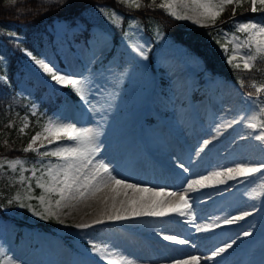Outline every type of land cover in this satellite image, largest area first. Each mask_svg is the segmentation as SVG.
I'll return each instance as SVG.
<instances>
[{
	"label": "rangeland",
	"instance_id": "374dc122",
	"mask_svg": "<svg viewBox=\"0 0 264 264\" xmlns=\"http://www.w3.org/2000/svg\"><path fill=\"white\" fill-rule=\"evenodd\" d=\"M103 4L110 8L103 6ZM96 5L91 7L84 14L85 16L78 18V20L71 21L66 17L55 18L51 25L47 27L48 33H46L45 41L40 48L42 54L38 58L50 61L63 73L83 74L90 77L95 82V87L101 89L98 100L93 99V104L108 109L105 113V119L101 120L99 114L89 113L85 110L78 98L69 89L51 82L50 78L44 75L24 54V51L22 53L27 62L21 68L23 80L19 85L20 93L22 95L31 93L32 84L39 86L53 99H56V95L63 96L65 103L56 101L53 118L76 123L77 126L81 127L99 126L102 132L99 137V144L102 149L101 155L106 161L113 162L115 165L136 166L141 170L140 167L143 166H140V162H135L136 159H140V156L145 157L144 150H149L151 153L155 151L154 155L159 159V162L177 173V182L180 188L183 181H181L182 179L178 174L181 175V171L175 168L173 163L175 158L180 156L179 153H184V151L178 149L179 147H174L173 151H169V157L159 156L156 153L158 152L157 147L152 143V136L159 135V127L162 126V123H166L169 127L177 129L178 132L174 131L173 134L183 142L189 141V132L193 125L199 128L195 133V138L205 139L208 133L203 134V131L208 132V128L211 126L209 124H212L211 122L214 124L220 119L221 113L225 114L229 111L223 100H233L232 92L237 93V97L241 96L242 109L236 111L237 115L248 111L246 106L249 104L244 99V94L254 90L247 86L241 88L231 78L227 80L213 70L207 69L208 61L205 57L174 41L156 20L150 23L153 30L146 29L140 22L132 20L129 25L135 21L138 27L128 26L122 37L115 40L111 32L108 31L109 26L113 24L99 11V7H105L109 13L115 10L118 14H121L119 13L121 11H118L116 5L103 1ZM179 10L182 9L178 7ZM222 16L223 14L217 18L214 25L210 21L207 22L208 27H218L219 19ZM252 18L251 20L254 22L264 23V12L254 14ZM232 20L246 22L248 19L235 15ZM184 21L194 27H201L190 20ZM221 29L230 34L239 35L241 39L244 38L243 33L236 32L232 22ZM117 30L119 29L116 28L115 31ZM85 33H88L87 37L80 36V34ZM221 35V38L212 37L211 41L217 42V39H220L221 44L227 43L222 33ZM230 38L229 36L228 39L230 40ZM114 42H118L117 46L114 45ZM134 42L144 44L149 49L147 59L140 58L132 51L129 45ZM227 46L231 50L232 44L228 43ZM113 50H116V54L110 57L109 54ZM223 55H226L224 51ZM225 60H227L226 57ZM237 61L239 62V57ZM178 71L183 73L187 80L179 87L173 81L174 76L172 75ZM261 79H264V76H260L256 81L261 82ZM249 82L250 80L246 81L245 84L247 85ZM169 89L174 91L176 97H179L175 102L177 104L176 108H171L165 102L168 96L170 97ZM154 92L157 94L156 99L160 101V105L154 102L151 105ZM195 92H204L205 99L199 103L197 100L193 101L192 97ZM200 104L210 110V112H207L208 116L213 118L209 121V124H205V120H203L204 118L198 110ZM109 105L111 107H108ZM217 107L218 110L214 115V109ZM37 109L35 106L31 110L36 112ZM181 111L186 112L185 122H180L178 119V114ZM165 131L167 130L165 129ZM249 131L242 127L241 134L240 132L235 134L240 139L241 136H248ZM140 133L142 135H139ZM168 133L172 135V132ZM171 135L170 137L173 138ZM140 139L142 140L139 141ZM240 142L246 143L245 145L241 144L239 147V149H243L239 154H242L243 151H250L253 154L260 152L264 155V149L257 141L249 138L240 139ZM44 143L47 144V141H44ZM229 145L230 143H227L224 149L231 148V146L228 147ZM35 147H40V142ZM43 150L41 149V151ZM128 153L134 154L135 158L130 157ZM200 156L201 160L205 157L202 154ZM0 157L24 159L27 162L25 167L29 169L31 164L37 160L35 153L32 156H26L20 154L8 155L0 152ZM215 157L217 156L215 155ZM44 160L45 162L48 160L56 162L54 157H46ZM178 160H182L187 167L197 162V158L193 154L187 161H184V158ZM213 164L214 162L212 163L210 160L205 162L202 165V173L200 174L210 171ZM149 165L146 166L147 169L150 168ZM37 166L39 167V165ZM41 171L44 170L41 169ZM40 174L41 172H37L38 176ZM24 175L26 178L31 177V171L25 172ZM11 179V175L0 174V202L3 205L0 208V248H3L6 254L16 260L18 264H102V261L91 252L89 241L108 244L112 249L118 250L128 257L127 254H124L125 243L128 240H133L134 235L154 231L151 227L140 228L139 226L145 225L146 222L139 220H133V222L127 224L126 229L129 232L127 234L119 230L118 224H108L106 222L85 230L78 229L77 224L93 221L91 213L94 211V205L89 199L76 203L74 208H63L58 213L61 222H58L55 218L41 219L39 216L33 215L27 208L7 204L9 197L19 195L25 203H31L36 211H42L36 199L28 200L26 198L29 194L37 197L43 192L42 189L36 187L35 178L31 179L30 192L27 183L23 186L19 184L10 185ZM258 183L259 181L249 183L231 195L220 198V205L224 203L226 205L213 209L211 213L205 215L203 221L211 223L216 217L235 215L245 210L251 211L249 208H254V205H251L248 194L252 188L257 187ZM231 188V185L225 187V189ZM243 189L244 191H242ZM190 197L193 208H198L202 201L209 198V195L199 197L198 194H193ZM57 198L52 197L53 201ZM239 206H241L240 211L235 213ZM53 220L56 221V224L51 229L40 226V223L52 225ZM136 222L137 228L133 226ZM186 226H182L183 232L188 229ZM218 229H214V231ZM258 231L262 230L258 229ZM166 234L169 235V233ZM172 235L186 238L185 235L181 236L177 233H172ZM171 246L173 248L177 247L174 244ZM159 262L160 260L155 263ZM246 262L245 264H262L263 258L255 253L249 255ZM236 263L237 259H230V264Z\"/></svg>",
	"mask_w": 264,
	"mask_h": 264
},
{
	"label": "snow or ice",
	"instance_id": "6c2138e0",
	"mask_svg": "<svg viewBox=\"0 0 264 264\" xmlns=\"http://www.w3.org/2000/svg\"><path fill=\"white\" fill-rule=\"evenodd\" d=\"M45 2L62 4L63 0H45ZM6 3L15 6L18 0H6ZM116 3L134 10H138L142 6L159 7L176 20H190L201 27H208L207 22L209 21L214 25L217 18L227 8L232 9V16L235 17L236 8L245 3L250 6L252 13L264 12V0H161L158 5L156 0H151V4L147 6L142 5L141 0H116ZM178 7L182 10L178 11ZM99 11L105 15L111 24L117 27L124 20V16L115 10L109 13L105 7H99ZM231 22L236 32L244 34V38L241 39L239 35L218 29L227 41V43L220 44L221 49L226 54L227 63L236 71H264V69L256 67L258 62L264 64V23H257L253 20L246 22L232 20ZM129 26L138 27L135 21ZM7 35L19 42L17 33L11 32ZM229 36L231 37L230 40L228 39ZM217 43H220L219 39H217ZM228 43L232 44L231 50L227 46ZM129 46L140 58H148L149 49L144 44L134 42ZM23 51L33 64L50 78L51 82L69 89L78 98L85 110L89 113L99 114L101 120L105 119V113L108 109L93 104V99L98 100L101 89L95 87V82L90 77L83 74L63 73L50 61L38 58L27 49H23ZM238 57L239 62H237ZM2 59L0 57V60ZM0 79H4V77L0 76ZM237 83L241 88L247 86L254 90L244 94V99L249 104L248 111L239 113L232 118L221 119L219 123L214 124L211 130L212 135L203 139L193 149L195 157H199L201 153L209 150V146L236 125H242L250 130L248 136H241L240 139L251 138L264 149V82H257L253 79L246 85L245 79L240 77ZM32 115H36V112L32 111ZM22 119L24 123L23 127L19 129L20 133H24V129L29 126L28 116L25 115ZM6 126L11 127L12 124L9 123ZM101 135L99 126L81 127L77 126L76 123L48 117L42 125L41 131H37L27 146L22 149L24 153L32 152L37 157L30 169L25 167L27 162L24 159L0 157V174L11 175L10 185L19 184L23 186L27 183L30 192L31 179L35 178L36 187L42 189L43 192L37 197L29 194L26 198L28 200L36 199L42 211H36L31 203H25L19 195L9 197L7 204L27 208L33 215L39 216L41 219L55 218L61 222L58 213L63 208H74L76 203L94 198L105 189H110L111 195H105L101 199L102 207L97 218L91 223L77 224L78 229L85 230L94 225L103 224L105 221L121 222L145 217L177 216L188 217L182 222L192 225L197 232L207 233L220 228L222 225L231 226L238 221H243L246 217L252 216L256 209L254 207L251 211H241L237 215L216 217L211 223L197 224L195 223L196 215L190 193L208 187L226 185L229 181H236L240 184L259 181L257 187L252 188L248 195L254 200L264 198V161L259 163L233 161V166L230 167L220 166L206 174L192 173L184 180L183 185L178 190L153 188L142 186L139 183H131L115 171L112 163L106 161L101 155L102 149L99 144ZM44 141H47V144ZM38 142H40V147H35ZM41 149L44 150L41 151ZM46 157H54L56 162L51 160L45 162L44 158ZM173 166L182 173H190V168L182 160L174 161ZM27 171H31V177H25L24 173ZM37 172H41V174L38 176ZM129 192L132 195H129ZM53 196L58 198L53 201ZM161 235L165 241L195 247L189 239L177 235ZM252 235V231L245 230L236 238L231 239L230 242L213 248L210 255L193 254L184 258L173 259L171 264H202V261H215L217 257L232 249L241 237ZM89 244L91 245V252L102 261V264H135V261L128 259L118 250L112 249L108 244L92 241H89ZM0 264H18V262L8 256L3 248H0Z\"/></svg>",
	"mask_w": 264,
	"mask_h": 264
},
{
	"label": "bare ground",
	"instance_id": "6f19581e",
	"mask_svg": "<svg viewBox=\"0 0 264 264\" xmlns=\"http://www.w3.org/2000/svg\"><path fill=\"white\" fill-rule=\"evenodd\" d=\"M174 76V80L179 87L180 84L185 83L187 80L184 77L183 73H180L178 71L177 73L172 74ZM170 97L168 96V99H166V103L171 108H176L177 104L175 102L178 100L179 97H176L174 94V91L169 89ZM155 95V98H154ZM155 92L153 93V98H151V105L152 103H158L160 105V101L156 99ZM232 97H234L233 100H223L224 103L228 107V113H221L220 119L216 121L214 124L219 123L221 119L230 118L236 116V111H241V96L237 97V93L232 92ZM153 99V100H152ZM153 103V104H154ZM165 104V103H164ZM249 109V105L246 106ZM200 109L199 112L205 120V124H209V121L211 119L208 116L207 109L204 107V105L199 106ZM175 110V109H174ZM218 108L214 109V115L216 114ZM178 119L180 122H185L186 120V112L181 111L178 114ZM208 129V132H205L203 130V134H207L205 139L209 138L212 135V127L213 122ZM185 124V123H184ZM194 126V127H193ZM189 132V141L183 142L181 139H177V136L175 137V134L178 132L176 128L169 127L166 123H162V126L159 127L160 134L155 136H152V143L155 147H157L158 152H156L159 156H168L169 151H171L174 147H179L178 149H181L184 151V153H179L180 156L175 158V161L178 159H183L184 161H187L191 154H193V149L196 147V145L201 142L203 139H196L195 133L197 132V128L195 125H193ZM242 125H236L232 129L227 130L223 136L219 137L218 140L215 141V143L211 146H209V150H206L205 153H201L205 157L202 158L201 156L196 157L197 162H195L193 165H191L190 173H182L181 175L178 174L179 177H181V181L184 182V180L190 176L192 173L200 174L202 173V165H204L205 162H208V160L214 162L212 168L210 171L215 170L217 167L224 166V167H230L233 166V161L238 162H244V161H251L253 163H259L261 161H264V155L260 154V152L253 154V152H245L243 151L242 154H239L242 150L239 149L241 146L240 139L237 137V132H240ZM165 129L168 132H172V137H170L169 133L165 131ZM173 129V130H172ZM139 135H142L140 133ZM144 138V137H139ZM140 139L139 141H141ZM230 143L228 147L231 146V148L224 149L226 144ZM221 152V150H223ZM174 150V149H173ZM172 150V151H173ZM151 151V150H150ZM164 153H163V152ZM236 153V154H234ZM238 153V154H237ZM130 157H134V154L128 153ZM155 151L152 153L149 152V150H144V156H140V159H136L135 162H140V166L143 167L139 170L136 166H127L125 164H118L115 165L113 162L112 165L117 173L123 178H126L131 183H139L142 186H148L153 188H165L168 190H178L179 185L177 182V176L175 171L169 170V168H165L163 164L157 162V157L154 155ZM215 155L217 157H215ZM169 157V156H168ZM208 157V158H207ZM149 165L150 168L147 169V165ZM201 167V168H200ZM207 172L203 173L206 174ZM183 185V183H182ZM231 185V189H225L226 186ZM247 184H240L236 181H229L226 185H217L214 187H208L196 192L190 193V195L198 194L199 197L201 196H208V199H205L202 201L201 205L198 206V208H193L195 215H196V221L197 224H205L203 221V218L206 214L211 213L213 209L217 208L219 204L221 203L220 198L231 195L232 193L236 192L238 189L243 188ZM175 187V188H174ZM245 189V188H244ZM244 189L242 191H244ZM241 191V192H242ZM105 195H111L110 189H105L103 192H100L97 194L94 198H89L90 202H92V205H94V211L91 213L92 219H96L99 215L100 209L102 207L101 205V199ZM129 195H132L131 192H129ZM123 198V197H121ZM219 201V202H218ZM251 205H254L255 211L254 214L250 217H246L243 221H238L237 223L231 225V226H221L217 231L213 230L211 232H197L195 228L192 225L187 224V230L186 232H183V229L181 225L185 224L182 221L188 219V217H183L184 219L181 220V217L177 216H168L164 218H156V217H145L138 219L139 221L146 222L145 225L139 226L140 228L144 227H151L153 228L152 233H144L142 235H136L133 236V240H128L125 243V250L124 254L128 255V259L135 261V264H171V261L173 259L178 258H184L189 255H210L213 248L217 246H222L225 242H230L231 238H236L238 234L242 233L245 230L252 231L253 235L250 237H241L237 244L233 246L232 249H230L228 252L222 254L220 257H217L215 261H202V264H230V259H237L236 264H245L247 257L249 255H253L257 253L263 258L262 264H264V198L260 199H251L250 198ZM226 203L220 205L219 208L222 206H225ZM238 210H235V213L239 212L241 209V206L237 208ZM250 210H253V208H249ZM237 215V214H235ZM90 217V216H89ZM137 220V221H138ZM106 223H114L119 225V230L122 233H129L127 231V224L133 222V220L129 221H121V222H115V221H105ZM102 226V225H101ZM134 227L138 226L137 222L133 224ZM254 229V230H253ZM258 229H261L262 231H258ZM166 233H169V235H172V233H177L179 235H185L187 239L191 240L192 243L195 245V247H192L190 245H178L174 242L165 241L162 238L161 234L168 235ZM144 236V238H143ZM146 237V238H145ZM230 239V240H229ZM122 244V243H121ZM128 244V246H127ZM176 244V248H173L171 245ZM159 263H155L156 261H159Z\"/></svg>",
	"mask_w": 264,
	"mask_h": 264
},
{
	"label": "trees",
	"instance_id": "16d2710c",
	"mask_svg": "<svg viewBox=\"0 0 264 264\" xmlns=\"http://www.w3.org/2000/svg\"><path fill=\"white\" fill-rule=\"evenodd\" d=\"M101 1L116 5L117 9L127 16L119 33L115 31L116 27L114 26L108 28L115 40H118L122 33L124 34L128 18L131 14H134L142 21L146 29L150 30V23L154 20L161 23L176 41L187 45L205 57L209 67L216 72L223 73L236 81L243 77L245 82L264 76V71H236L227 63V60L223 59L222 52L215 47L217 46L215 44L218 43L211 41L214 36L221 38L218 27H192L171 17L159 7L142 6L140 9L134 10L119 5L113 0H63L62 4L46 3L45 0H18L15 6H11L6 3V0H0V57L3 58L0 60V76H4V79H0L1 152L8 155H34L32 152L24 153L22 149L27 146L31 137L37 131H41L42 125L48 117L53 115L56 106L53 98L41 90L39 86L31 85L33 90L28 96L20 93L19 84L23 80L21 68L27 62L22 53L23 49L27 48L36 56H40V48L45 41L44 33H46L47 26L55 18L67 17L75 20L81 17L85 9L94 7ZM160 2L161 0H156L157 5ZM141 3L147 6L151 4V0H141ZM249 8V5L245 3L243 6L236 8V13L245 18L251 17L254 13L250 12ZM231 14L232 9L227 8L219 19V25L222 27L227 26L230 23ZM11 32L17 33L19 42L7 35ZM85 36H88V33L83 35V37ZM256 67L264 69V64L258 62ZM56 98L65 99L63 96H57ZM33 105L38 108L36 115H32ZM25 115L28 116L29 126L25 128L24 133H20L19 129L24 123L22 118ZM38 120L39 123H37ZM9 123L12 124L11 127L6 126ZM1 206L3 205L0 202V208ZM40 226L46 229L54 227L44 223H40Z\"/></svg>",
	"mask_w": 264,
	"mask_h": 264
}]
</instances>
